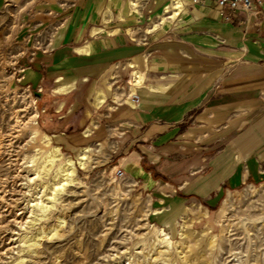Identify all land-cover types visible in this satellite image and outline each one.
<instances>
[{
	"label": "crops",
	"instance_id": "obj_1",
	"mask_svg": "<svg viewBox=\"0 0 264 264\" xmlns=\"http://www.w3.org/2000/svg\"><path fill=\"white\" fill-rule=\"evenodd\" d=\"M173 1L0 0V45L29 50L18 81L41 128L67 153L100 147L170 210L209 205L264 163V8L226 22L177 0L159 24ZM133 78L135 106L119 99Z\"/></svg>",
	"mask_w": 264,
	"mask_h": 264
},
{
	"label": "rangeland",
	"instance_id": "obj_2",
	"mask_svg": "<svg viewBox=\"0 0 264 264\" xmlns=\"http://www.w3.org/2000/svg\"><path fill=\"white\" fill-rule=\"evenodd\" d=\"M12 42L0 45V264H264V163L217 201L170 210L116 179L100 147L67 153L51 140L18 81L29 50ZM53 147L60 161L43 164Z\"/></svg>",
	"mask_w": 264,
	"mask_h": 264
},
{
	"label": "built area",
	"instance_id": "obj_3",
	"mask_svg": "<svg viewBox=\"0 0 264 264\" xmlns=\"http://www.w3.org/2000/svg\"><path fill=\"white\" fill-rule=\"evenodd\" d=\"M208 1L212 3L217 12L226 22H231L240 13H255L261 8H264V0H194V3L202 4ZM44 48V51H49L48 47ZM137 85L138 84L135 83L133 78L130 84L125 88L120 87V101L135 106L138 101V96L135 92V87ZM113 172L116 179L124 178V172L120 167H116Z\"/></svg>",
	"mask_w": 264,
	"mask_h": 264
},
{
	"label": "bare ground",
	"instance_id": "obj_4",
	"mask_svg": "<svg viewBox=\"0 0 264 264\" xmlns=\"http://www.w3.org/2000/svg\"><path fill=\"white\" fill-rule=\"evenodd\" d=\"M181 5H180V2L175 0L173 1L172 5H171V12L169 9H166L165 10V14L164 17L161 19L160 23L159 24H165V23H169L170 20L177 14L178 10L180 9ZM160 19V18H159ZM159 22V21H158ZM157 25V24H156ZM98 98V97H97ZM98 103V102H97ZM48 150V149H47ZM45 158V156H44ZM61 159V155L60 153L58 152V148L56 147H53L52 149L50 148L49 150V154L46 156L44 163H55V162H59ZM82 159L83 161V156L80 158V160ZM63 160V159H62ZM65 161V160H63ZM79 165L83 166V163L80 161L79 162ZM49 166V164H48ZM45 167V166H44ZM60 171L62 172V176L67 178V177H70L73 174V166H72V161L71 160H68L64 165H62L60 167ZM59 173V172H58ZM62 179V178H61ZM72 180V179H70ZM63 181V180H62ZM60 182V181H59ZM72 183V182H71ZM62 186V185H61ZM60 186V187H61ZM64 186V185H63ZM163 239V238H162ZM157 240V239H156Z\"/></svg>",
	"mask_w": 264,
	"mask_h": 264
}]
</instances>
